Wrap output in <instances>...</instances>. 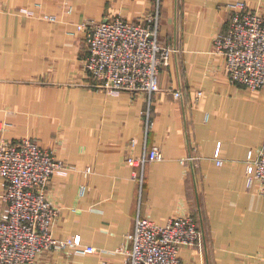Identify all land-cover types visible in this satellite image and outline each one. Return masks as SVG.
Returning <instances> with one entry per match:
<instances>
[{
    "label": "crops",
    "instance_id": "0c3cea01",
    "mask_svg": "<svg viewBox=\"0 0 264 264\" xmlns=\"http://www.w3.org/2000/svg\"><path fill=\"white\" fill-rule=\"evenodd\" d=\"M238 2L264 14V0H160L161 35H171L173 51L159 91L113 95L92 86L76 26L135 21L155 0H73L70 14L62 0H0V145L32 139L54 152L66 170L45 192L58 210L52 234L96 249L42 251L34 264H124L115 252L130 247L137 216L164 226L188 214L204 248H180L185 264H264V197L246 177L247 153L264 144V88L230 84L212 48ZM151 149L162 160L145 166L140 187L127 159Z\"/></svg>",
    "mask_w": 264,
    "mask_h": 264
},
{
    "label": "built area",
    "instance_id": "2783aa9c",
    "mask_svg": "<svg viewBox=\"0 0 264 264\" xmlns=\"http://www.w3.org/2000/svg\"><path fill=\"white\" fill-rule=\"evenodd\" d=\"M72 2L62 0L65 13L72 12ZM229 8L227 28L212 39L213 52L224 59V72L230 84L258 91L264 88V14L249 10L242 2ZM17 12L32 14L22 8ZM42 18L57 21L53 15ZM159 26L160 0H155L151 13L135 21L116 17L77 24V31L86 37L84 63L92 86L113 95H151L159 91L160 70L169 65L173 51L160 42ZM180 96L179 91L173 93L174 99ZM200 98L198 92L195 100ZM145 118L147 129L148 113ZM161 160L157 149L127 159L135 169L133 177L140 187L145 166ZM216 163L222 164L218 159ZM65 170L54 152L36 140L0 145V264H34L42 251L96 252L95 248L84 246L79 236L58 239L52 234L58 210L46 199L45 192L51 177L65 174ZM90 172L86 168L83 176ZM246 177L247 186L255 185L264 197V144L247 153ZM85 191L86 185H81L79 195ZM125 238L130 247L123 246L115 252L123 257L124 264H185L179 258L180 248L189 247L198 253L204 248V236L196 217L190 214L172 217L164 226L137 216L132 232Z\"/></svg>",
    "mask_w": 264,
    "mask_h": 264
},
{
    "label": "rangeland",
    "instance_id": "374dc122",
    "mask_svg": "<svg viewBox=\"0 0 264 264\" xmlns=\"http://www.w3.org/2000/svg\"><path fill=\"white\" fill-rule=\"evenodd\" d=\"M159 39H160V42L163 44V45H165V46H167V47H169V48H171L172 49V44H171V35H168V39L167 40H165L163 37H162V35H161V31H160V26H159Z\"/></svg>",
    "mask_w": 264,
    "mask_h": 264
},
{
    "label": "water",
    "instance_id": "95a60500",
    "mask_svg": "<svg viewBox=\"0 0 264 264\" xmlns=\"http://www.w3.org/2000/svg\"><path fill=\"white\" fill-rule=\"evenodd\" d=\"M174 50L176 49L175 48V46H174V48H173ZM180 94H181V92H180ZM181 97V96H180ZM200 229H201V232H202V235L204 236V233H203V228H202V226L200 225Z\"/></svg>",
    "mask_w": 264,
    "mask_h": 264
},
{
    "label": "trees",
    "instance_id": "16d2710c",
    "mask_svg": "<svg viewBox=\"0 0 264 264\" xmlns=\"http://www.w3.org/2000/svg\"><path fill=\"white\" fill-rule=\"evenodd\" d=\"M195 217V216H194ZM197 219V218H196ZM198 222V221H197ZM198 225H199V223H198ZM199 227H200V225H199Z\"/></svg>",
    "mask_w": 264,
    "mask_h": 264
}]
</instances>
